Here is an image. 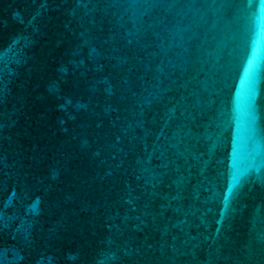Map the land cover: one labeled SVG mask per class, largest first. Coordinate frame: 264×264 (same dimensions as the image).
<instances>
[{
	"label": "water",
	"instance_id": "1",
	"mask_svg": "<svg viewBox=\"0 0 264 264\" xmlns=\"http://www.w3.org/2000/svg\"><path fill=\"white\" fill-rule=\"evenodd\" d=\"M0 264H264V0H0Z\"/></svg>",
	"mask_w": 264,
	"mask_h": 264
}]
</instances>
